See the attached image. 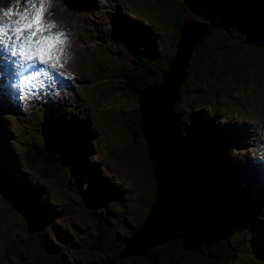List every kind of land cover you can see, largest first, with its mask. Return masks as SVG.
Listing matches in <instances>:
<instances>
[{
  "label": "rangeland",
  "instance_id": "rangeland-1",
  "mask_svg": "<svg viewBox=\"0 0 264 264\" xmlns=\"http://www.w3.org/2000/svg\"><path fill=\"white\" fill-rule=\"evenodd\" d=\"M70 1L60 0L57 5L59 0H52L48 8L69 34L65 51L70 59L63 69L74 75L73 82L66 76L67 87L59 88L58 99L51 97L30 112L0 105L5 128H0V134L7 140V153L0 163L7 165L10 160L15 177L8 181L0 171V264H110L109 260L129 264L133 256L149 250L144 237L125 244L150 215L156 180L145 139L134 134L137 125L132 117L138 96L117 74L129 70L134 60L139 62L138 53L142 58L155 57L166 70L176 50V15L181 20L189 17L186 35L193 19L213 23L210 33L189 53L190 64L183 69L187 76L180 84L179 68L176 88H168L176 96L173 108L181 114L183 139L201 123L203 135L197 149L207 148L203 160L213 166L202 171L204 177L214 187L217 180L235 196L231 210L241 199L249 205L242 206L246 211L240 213L254 218L260 229L259 254L253 255L243 245L240 264H264V181H258L257 175L258 165L264 167L260 155L264 145V0H228L221 12L206 9L205 0H113L119 12L111 7V0H100L103 9L111 7L104 13L97 9L96 0L90 10L85 9L90 0H79L77 5ZM0 3L5 9L23 8L15 0ZM71 9L88 13L92 22L77 13L88 22L85 25L69 13ZM183 45L187 48L190 43ZM10 59L4 58V66ZM165 70L158 71L156 80ZM66 127L71 129L72 153L65 154L57 172L44 176L28 166L26 148L45 141L47 135L59 136ZM152 147L155 151L153 140ZM195 157L199 158L198 152ZM170 168L169 163L159 166L162 183L169 180ZM258 183L261 190L254 189ZM187 197L186 210L193 213ZM173 212L177 215V209ZM189 226L186 222L185 227ZM227 228L236 241L241 226ZM161 230L152 223L139 233H153L148 240L169 239ZM177 232L181 231L171 230V237ZM123 248L126 258L116 255Z\"/></svg>",
  "mask_w": 264,
  "mask_h": 264
},
{
  "label": "trees",
  "instance_id": "trees-1",
  "mask_svg": "<svg viewBox=\"0 0 264 264\" xmlns=\"http://www.w3.org/2000/svg\"><path fill=\"white\" fill-rule=\"evenodd\" d=\"M227 3L228 0H205L204 6L208 10L221 12L226 8ZM181 21L176 15L173 22L175 27L173 43L176 44ZM209 24L213 25L212 22ZM138 54L141 60L139 62L134 60L129 65V70L123 69V71L118 72L117 76L124 78L130 92L139 97V91L150 80H156L158 71L165 70V67L155 57L142 58L140 53ZM150 61L158 62L154 64ZM247 76L249 75H246V78ZM247 82L248 80H245L244 83ZM226 89L224 87V90ZM203 97L204 94L201 93L199 99L201 100ZM133 113L132 121L137 125L134 129V134L138 137H144L139 108H134ZM0 128L5 130L3 124L0 125ZM202 129L200 123L198 128L184 134L187 147L186 164L191 176L195 209L187 232H184L180 238L171 243L154 245L145 254L133 256L132 262L129 264H240L243 245L249 246L253 255L259 254V248H261L259 226L254 225V218L240 213L241 210L246 211V208L243 207H248L249 205L244 206L245 202L242 203L241 199L236 201L238 202L237 205L231 210L230 206L236 200L235 196L227 193L225 186H219L217 180L212 178L215 182L214 187L212 182L204 177V172L202 171H206L213 166L211 165L212 162H208L207 159L203 160V156H207V148L197 149V145H200L199 140L203 135ZM50 136L47 135L45 141L29 145L24 154L25 162L28 166L37 168L40 174L44 176L54 175L58 170V163L67 157L65 154L68 153L69 156L72 153L70 128L66 127L63 129L59 136ZM145 143L148 149L146 139ZM6 145L7 140L0 134V157L2 158L7 153ZM197 152L199 153V158L195 157ZM215 152L218 153V151ZM218 154H214L217 159L220 157ZM148 156L151 158L149 150ZM10 157L13 158L14 154L10 153ZM196 158H198V161ZM7 162V165L0 163V171L6 175L8 181L11 178L15 180L10 167L12 163H10V160H7ZM152 171L154 174L153 168ZM15 185H18V182L15 181ZM256 204L254 203V205ZM228 226H241V230L236 235V241L229 236ZM245 240L246 242H243ZM116 255H119L118 252Z\"/></svg>",
  "mask_w": 264,
  "mask_h": 264
},
{
  "label": "water",
  "instance_id": "water-1",
  "mask_svg": "<svg viewBox=\"0 0 264 264\" xmlns=\"http://www.w3.org/2000/svg\"><path fill=\"white\" fill-rule=\"evenodd\" d=\"M187 18H189V17H187ZM187 18L182 19V21H181V25H180V29H179V33H178L177 44H176V50L174 51V53H173L174 56L171 59V60H173L175 58V56L177 55L178 56V60L180 59L182 61L181 63H176L175 69L173 71V73H174L179 68L182 69V72L180 74V76H182L180 84L182 83L184 78L187 76V71L184 70V73H183V69H184L185 66L190 64L189 61H187L189 59V56H190L189 53L195 47V45L199 44L201 42V40L210 33V29H211V27H210L211 24L206 23V22H202V21H196V20L193 19L192 24L193 23H200L202 25L204 24L205 28H206V31H203V30H194L193 31V29L190 30V28H189V32H187V34L188 33L190 34V32L193 31L194 32L193 37L196 38L195 41H191L188 38L189 34L186 35V31H184V41L183 42L184 43L185 42H189L190 45L187 48H184L183 47L184 45H183L181 52L178 54L179 46H180V42H181V37H182V34H183V29L185 28V30H187V27H186L187 25H186V22H185V20ZM191 28H192V25H191ZM188 49H189V51L187 52ZM185 55H187L186 58H185ZM171 60L167 61V69L162 73L160 79L155 80L153 82H150L149 84L144 86L139 91L138 108H139L140 115H141V127L143 129L144 138L147 141V144H148V147H149L148 148L149 149V154L151 156V159L153 160V161L151 160V163L153 164L152 168L154 170V175H155V177L157 179V182H158L157 184L158 185L160 184V181H158L159 180L158 175H160L159 174V171H160L159 170V166L161 168H164L165 163L166 164L167 163L171 164V168H170L171 174L169 175V180L167 178L165 180L167 182H169L170 185L180 186V189H181L180 195H181V197H184L185 200H187L188 199L187 195H189L190 198H191V201L193 203L192 207H194V196H193V193H192L191 176H190V172H189V169L187 167V164H186L187 147H186V143H185V141L183 139L182 132H181V114L179 112H175L173 106H174V101H175L176 96H174L173 92H169V90H168L169 86H170L169 89L176 88L174 86H176V83L178 82V80L180 78L178 77L179 79L177 78L175 80H171L169 86L163 85L164 78L169 73L170 68H171V66H170ZM178 64H179V66H178ZM149 114L151 115V117H153V121H154L150 125H149V122L147 120V116H149ZM166 118H168L167 121L165 120ZM159 122H162L163 125H164V127L162 128V131L165 132L164 134L161 131L159 133L157 131H154L156 126H157V124ZM172 135L175 136L178 139L179 145L176 148H164L163 140L166 138V139H169V140L173 141V138H172L173 136ZM161 136L163 137V140H162L161 144L159 145V140L158 139H160ZM152 140H153V143L156 146V150H155L156 152H154V149L152 147ZM160 152H165L166 153V158L164 160L165 162L163 164L162 163H157V156L159 155ZM163 178H164V176H163ZM168 201H170V200H168ZM153 205H154V199L152 200L151 209H152ZM146 223H149V224H146ZM146 223H143L139 227L140 229L138 228L134 232L135 234L134 233L132 234L131 238H127L125 240V244H126V241L129 240V239L131 240V244H134V239H136L139 236V234H140L139 232H141L145 228H149L150 227V225L152 223L150 221V217L149 216H148V218L146 220ZM181 232H179V233L177 232L174 237H169V239L166 238V240L157 238L155 241H153V240L149 241L148 238H153L154 237V234L151 233V234H149V236H147L144 239V241H148L147 247L150 248V247H152L154 245L161 244L163 242L169 241L172 238H175L176 236H178V234H181ZM138 250L139 249H136L134 252H138ZM124 255H125V249L123 248L118 256L119 257H123ZM63 260L65 261V259H63ZM109 263L112 264L113 261L109 260ZM64 264H69V263L65 261Z\"/></svg>",
  "mask_w": 264,
  "mask_h": 264
},
{
  "label": "snow or ice",
  "instance_id": "snow-or-ice-1",
  "mask_svg": "<svg viewBox=\"0 0 264 264\" xmlns=\"http://www.w3.org/2000/svg\"><path fill=\"white\" fill-rule=\"evenodd\" d=\"M48 2L49 0H15L16 5H23L22 10L13 7L0 9V72L5 71L4 58L11 57L12 65L8 70L14 75H20L24 69L35 70L36 73L34 77L21 80L22 87L28 86L41 75L73 76L72 73L60 71L64 68V62H60L65 55L63 42L69 40V34L53 31L54 22L50 26L45 20L46 14L50 12L45 7ZM5 11L18 19L5 20Z\"/></svg>",
  "mask_w": 264,
  "mask_h": 264
},
{
  "label": "bare ground",
  "instance_id": "bare-ground-1",
  "mask_svg": "<svg viewBox=\"0 0 264 264\" xmlns=\"http://www.w3.org/2000/svg\"><path fill=\"white\" fill-rule=\"evenodd\" d=\"M59 3H60V0L57 3V5ZM71 4L72 5H76L77 3H75V1L72 0L71 1ZM96 7H97V9L98 8H101L102 11H103V13L105 11H108V9L111 8V7L115 8V10L117 12H119V10H120V8H116V7L113 6V0H111V7H109L108 9H103L101 7V5H100V0H96ZM69 13L71 15H73L74 17H76V18L82 19L84 21L85 25H87L88 22L85 21V19L82 16H77V13L84 14L87 17V20L90 21V22H92V19L88 16V13H85L83 11H75V10L71 9V10H69ZM89 14H91V13H89ZM202 22H204V21H202ZM184 29H183V34H182V37H181V42H180L178 54L181 52L182 46H183L184 31H185ZM192 29L193 30H203V31H206V28L202 24H200V23H193L192 24ZM193 34H194V32L191 31L190 34L188 35V38L191 41H195L196 40V38L193 37ZM173 56H172V58H173ZM177 60H178V56L177 55L175 56V58L173 60H171V62H170L171 68H170L169 73L164 78L163 85L169 86L171 80L177 79V77L179 75V71L176 70L173 73V71L175 69V66H176V63H177ZM10 65H12V60H11V63L10 64H7V68H9ZM30 74H31V71L28 72V73H26V74H24L23 77H22V80L24 78L28 77ZM53 76H55V74H49L48 81H52L53 80ZM65 87H67V84H66ZM147 120L149 122V125L152 122H154L153 121V117H151L150 114H149V116H147ZM163 127H164L163 123L162 122H159L157 124V126H156V128H155L154 131H157L158 133L161 131L164 134L165 132L162 131V128ZM172 138H173V141L172 140H169V139H166V138L163 140V137L162 136L160 137V139H158V138L157 139L159 140V145L161 144V142L163 140V146H164V148H176L179 145L178 139L175 136H173ZM154 152H156V151H154ZM232 156H233V154H232ZM165 158H166V153L165 152H160L159 155L157 156V163H162L163 164L165 162L164 161ZM159 174H160V175H158V177H159V180L158 181H160V184L159 185L157 184L158 182H157V179H156V177L154 175L155 180H156V191L157 192L155 191L154 205L152 206L151 213L149 215L150 221L154 225L162 228V230H161V234L162 235H166V236L171 237V230L172 231L173 230L182 231L181 234H178V236H176L175 238H172L169 241L165 242V244H167V243H171L174 240L180 238L184 234V232H187V227H185V223L187 222L189 224L191 222V219H192V211H191V209L186 210V204L184 203L185 199L182 198L181 195H180V193H181L180 186L170 185V183L167 182L166 180H165L164 183H162L161 180H162L163 176H162V174H161L160 171H159ZM164 186H166V189L165 190H164ZM167 199L170 200V201H167ZM244 206H247V205H244ZM176 209H177V215L174 214V212H173ZM146 224H149V223H146ZM139 236L140 237H144V239H145L149 235L146 236L145 234H142V235L139 234Z\"/></svg>",
  "mask_w": 264,
  "mask_h": 264
},
{
  "label": "clouds",
  "instance_id": "clouds-1",
  "mask_svg": "<svg viewBox=\"0 0 264 264\" xmlns=\"http://www.w3.org/2000/svg\"><path fill=\"white\" fill-rule=\"evenodd\" d=\"M52 6V0H49V2L45 5V7H51ZM9 7H7L6 9H8ZM0 9H5L2 5V3H0ZM3 15L5 16V18L10 19V20H16L18 19L17 17L14 16H10L8 14V12H4ZM49 25L51 26L54 22L55 25V29L60 32V31H64V25L62 22H58V21H54L51 18H49L48 20ZM70 44V41H64L63 42V46L66 49L68 47V45ZM55 55V54H54ZM70 57L68 56V54L65 51V55H64V63L67 64L69 61ZM53 63H55V60L52 61ZM70 72H66V74H69ZM261 138L264 139V133H261ZM260 155L264 156V145L260 146Z\"/></svg>",
  "mask_w": 264,
  "mask_h": 264
}]
</instances>
